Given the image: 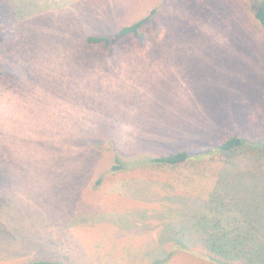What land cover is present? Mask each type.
Returning <instances> with one entry per match:
<instances>
[{
    "label": "rangeland",
    "instance_id": "374dc122",
    "mask_svg": "<svg viewBox=\"0 0 264 264\" xmlns=\"http://www.w3.org/2000/svg\"><path fill=\"white\" fill-rule=\"evenodd\" d=\"M251 6L0 0V264H215L198 228L212 218L200 195L211 180L111 168L118 154L160 155L225 130L264 129V31ZM156 7L159 25L146 39L87 43ZM220 112L227 121L216 129ZM263 168L255 153L226 156L211 195L225 207L217 214L230 239L242 209L258 207L252 239L262 247Z\"/></svg>",
    "mask_w": 264,
    "mask_h": 264
},
{
    "label": "trees",
    "instance_id": "16d2710c",
    "mask_svg": "<svg viewBox=\"0 0 264 264\" xmlns=\"http://www.w3.org/2000/svg\"><path fill=\"white\" fill-rule=\"evenodd\" d=\"M251 10L257 25L264 31V0H252ZM160 12L161 10L158 7L154 8L147 16L122 26L113 37L90 35L87 38V43L89 45L103 44L110 46L115 40L124 37L146 39L147 28L150 29L156 23L159 25ZM175 16L178 17L177 14H175ZM3 73L4 72L0 71V75H4ZM215 117L217 118L216 129L222 128L227 121L226 116L223 112H220L216 113ZM214 136V142L211 141L210 144L202 146L191 145L189 148H183L175 152L173 151L160 155L151 154L130 159L118 154L114 157L111 169L112 171H124L151 167L159 170L188 171L190 179L192 180L197 178L211 180L210 187L200 194L202 197L210 200V206L209 203H207L208 210H210L207 215L212 217L211 219H208L206 216L203 218L201 217L198 221V228L205 229L202 245L206 249V253L202 255L206 256L208 260L215 262V264H264V247L257 246V244H255L256 241L252 239V237L256 235L255 231L257 232L259 230V227L255 225L258 207L249 202L242 209V214L240 212L238 215H240L239 220L244 222L241 224L245 226L242 229L241 224L237 225L241 230L237 227L232 230L231 233H233V235L231 237L233 239H230L226 231L223 230L225 228L223 225L224 220L217 214H223L225 207L215 204L213 201L216 199H213L211 196L213 191L217 188L218 182H220L219 179L226 156L233 155L239 151L248 154L255 153L261 158H264V129H261L260 125L257 135L250 136L249 134L240 132V127H237L236 129H232L231 132L225 130ZM262 170L264 173V168ZM262 192L264 195V189ZM210 197H212V199ZM218 208L220 211H218ZM213 213L215 214L214 216ZM231 218L234 220L233 216ZM230 221L231 220H227L226 225H228ZM187 235L188 233L186 229H184L182 239ZM180 242L184 248H186L181 239ZM248 242L253 243L251 246L247 247L246 251L235 249L236 247L245 246ZM32 264L71 263L67 258H59L54 261H39Z\"/></svg>",
    "mask_w": 264,
    "mask_h": 264
}]
</instances>
